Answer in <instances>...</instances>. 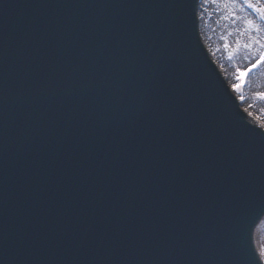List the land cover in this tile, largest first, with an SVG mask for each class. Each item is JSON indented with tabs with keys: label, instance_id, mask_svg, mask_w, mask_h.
Instances as JSON below:
<instances>
[{
	"label": "water",
	"instance_id": "95a60500",
	"mask_svg": "<svg viewBox=\"0 0 264 264\" xmlns=\"http://www.w3.org/2000/svg\"><path fill=\"white\" fill-rule=\"evenodd\" d=\"M198 3L0 0L37 42L0 57V264H262L264 131Z\"/></svg>",
	"mask_w": 264,
	"mask_h": 264
},
{
	"label": "bare ground",
	"instance_id": "6f19581e",
	"mask_svg": "<svg viewBox=\"0 0 264 264\" xmlns=\"http://www.w3.org/2000/svg\"><path fill=\"white\" fill-rule=\"evenodd\" d=\"M242 2L245 3L243 0ZM201 5L203 7V11L199 14L202 23L201 32H203L204 38L212 50L216 66L224 70L223 72L221 69V72L227 75V83L234 89L233 86H237V80L235 78L231 79L226 71V67L223 66L222 50L220 48L221 38L225 37V41L227 38L228 43L226 44L228 45L231 42L230 45L233 44L238 49L236 56H242L243 59L240 60L245 62L256 57L259 42L262 40L261 38L264 39V31L251 20V17L244 10L245 8L243 9L238 0H213L212 6L208 4V0H203ZM210 19H213L214 22L209 23ZM212 26L218 39L211 30ZM258 73L264 74V62L256 66L251 73L247 89L250 86H255L252 87L253 90L264 91V77L259 83L254 82V77ZM257 109L264 112L262 105L257 106Z\"/></svg>",
	"mask_w": 264,
	"mask_h": 264
},
{
	"label": "rangeland",
	"instance_id": "374dc122",
	"mask_svg": "<svg viewBox=\"0 0 264 264\" xmlns=\"http://www.w3.org/2000/svg\"><path fill=\"white\" fill-rule=\"evenodd\" d=\"M224 1V0H223ZM243 7L244 10L249 14L251 20L254 21L263 31H264V19L261 18V14L257 13L254 8L260 7L264 8V0H251L254 7L249 8L247 7L246 3H243L242 0H238ZM244 1V0H243ZM254 1V2H253ZM213 0H208V4L212 6ZM209 23L214 22L213 19L208 21ZM211 30L216 35L214 31V27L212 26ZM225 37L221 38V50H222V61L223 66L226 67V71L228 72L230 78H235L237 80V88L232 91L239 99H243L245 97L247 103L244 104V111L249 113L250 119H253L254 123L260 125L261 128H264V112L257 109V106L262 105L264 107V91H256L253 90L250 86L248 89V84L250 81V75L260 63L264 62L261 57H264V39L259 42L257 55L256 57L252 58L251 60H247L242 62L240 59H243L242 56L238 57L237 51L238 49L230 43L227 45V38L226 41L224 40ZM233 45V46H232ZM238 59V60H237ZM255 65V67H253ZM222 69V68H221ZM224 72V70L222 69ZM244 72L245 75L243 77L240 76V73ZM227 76V75H226ZM261 77V78H260ZM264 77L263 73H258L256 77H254V82L259 83L260 80ZM260 78V79H259ZM253 82V83H254ZM261 103V104H260ZM255 244L258 252L264 251V221L260 223L256 233H255ZM264 262V261H263Z\"/></svg>",
	"mask_w": 264,
	"mask_h": 264
},
{
	"label": "snow or ice",
	"instance_id": "6c2138e0",
	"mask_svg": "<svg viewBox=\"0 0 264 264\" xmlns=\"http://www.w3.org/2000/svg\"><path fill=\"white\" fill-rule=\"evenodd\" d=\"M244 2L246 3L247 7H249V8H253L254 7V5L251 2V0H244ZM254 10L257 13H260L261 14V18L264 19V8L255 7ZM261 59L264 60V57H261ZM253 67H255V65H253ZM244 75H245L244 72L240 73L241 77H243ZM233 87H234V90H235L238 86H233ZM256 259L259 260V261H264V251L259 252L258 256H256Z\"/></svg>",
	"mask_w": 264,
	"mask_h": 264
}]
</instances>
